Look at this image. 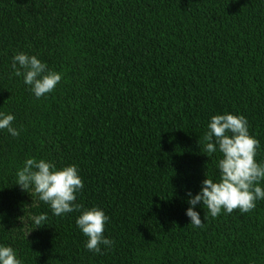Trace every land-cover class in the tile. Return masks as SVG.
<instances>
[{
	"label": "trees",
	"instance_id": "trees-1",
	"mask_svg": "<svg viewBox=\"0 0 264 264\" xmlns=\"http://www.w3.org/2000/svg\"><path fill=\"white\" fill-rule=\"evenodd\" d=\"M20 52L63 74L53 92L15 75ZM0 112L21 130H0V244L23 264H264V200L198 206L201 227L185 214L186 190L219 179L212 116L244 115L264 162V0H0ZM32 157L79 167L77 203L111 217V248L16 185Z\"/></svg>",
	"mask_w": 264,
	"mask_h": 264
},
{
	"label": "clouds",
	"instance_id": "clouds-1",
	"mask_svg": "<svg viewBox=\"0 0 264 264\" xmlns=\"http://www.w3.org/2000/svg\"><path fill=\"white\" fill-rule=\"evenodd\" d=\"M12 69L36 98L44 97L55 90L63 74L52 70L36 55L20 52L13 57ZM15 116L0 112V130H7L12 137H19L20 131L13 126ZM204 152L211 157L219 153L216 161L219 179L207 178L201 183L198 193L186 190L190 207L186 216L190 224L201 227L203 221L198 206L207 210L204 219L210 215L231 214L239 209L241 213L253 211L257 201L264 200V162L257 161L260 141L250 132L247 118L242 114L224 113L211 117L204 137ZM16 185L22 191L35 193L39 201L48 205L52 214L60 217L79 212L77 227L87 237L86 248L101 254L104 248H111L115 241L105 236L111 217L100 206L85 208L77 203V197L84 188V180L77 165L58 167L47 158H28L16 173ZM34 204V203H33ZM2 219V217H0ZM37 228L46 224L47 213L33 216ZM0 264H23L16 250L0 244Z\"/></svg>",
	"mask_w": 264,
	"mask_h": 264
}]
</instances>
